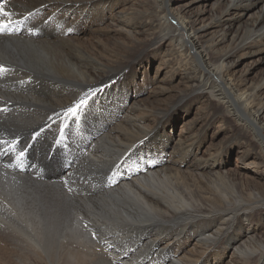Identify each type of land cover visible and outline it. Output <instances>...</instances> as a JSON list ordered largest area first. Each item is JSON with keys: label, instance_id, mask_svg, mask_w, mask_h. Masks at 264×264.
Masks as SVG:
<instances>
[{"label": "bare ground", "instance_id": "obj_1", "mask_svg": "<svg viewBox=\"0 0 264 264\" xmlns=\"http://www.w3.org/2000/svg\"><path fill=\"white\" fill-rule=\"evenodd\" d=\"M160 1L154 0V2L143 4L144 11L140 13L135 10H124L117 13V0H0V25H8L7 31L0 34V66L5 69L4 72H0V141L4 143L0 148V250L11 245L16 255L17 253L38 255L40 258L39 255H48L51 251L59 250L61 252L60 250L63 248L58 245L57 240H64L69 237L72 240L71 248L74 253L81 254L83 257H87L91 253H102L106 254L114 264L118 263L119 256L115 253L118 252L120 246L117 243L108 245L110 235L107 237L108 242H105L98 234L99 232L93 233L90 226L87 225L88 222L85 221L87 219L81 218L83 217L82 214L72 212L69 216L68 212L62 209L74 201L76 194L69 192L71 188L68 187L67 191L64 181L53 182L52 184L34 183L33 179L32 181L29 179V175L26 177L29 174L27 171L29 168H26V158L29 153H26V149L19 154L22 155L19 159L17 158V161L11 159L9 151L16 142L22 143V147L26 144L25 148L30 149V144L39 139V129L48 127L52 128V131L56 129V127L54 129L52 127L53 122H57L58 125L60 120L52 119L54 115L56 117H62V114L66 116L70 107L74 108L81 100L89 99L93 90L89 91V94H85L86 90L83 92L85 88L100 89L102 87L103 89L102 85L108 78L114 79L113 77L121 68L128 66L134 72L135 78L133 82L130 80L128 84L124 85L125 87L120 86V89L125 88V99L119 105L112 103L114 108L111 109L110 114L113 117L106 123L102 122L103 124L97 133L91 137L85 150L82 149L84 152H80L83 153L85 164L86 166L91 165L92 158L97 156L95 153L93 156L92 152L98 143L108 140L110 149H113L116 143L123 141L122 137L135 144L147 135L148 140L154 142L151 146L155 145L156 147L158 146V139H162L167 145L168 151L163 153L164 158L162 157L163 159L157 165L144 163L133 171H126L121 180L116 175L112 182L109 180L115 189L108 198L110 202L100 203L103 204V208L100 209L99 214L104 219L116 223L137 224L136 226L141 229V234L147 233L150 234V237L153 234L156 237L151 241L153 244L161 241L166 248L168 246L176 248L180 255L175 258L173 264H199L203 256H208L206 264H227L226 260L230 259V256L234 257V254L235 256L240 255L237 258L245 264H264V243L262 240L258 239L257 250L251 251V247L247 250L243 248L248 240L252 238L256 240L261 237L259 232L264 227V183L261 185L262 190H260L254 181L247 183L245 180L232 178V175L226 173L225 168L226 158L231 157L236 150L232 139L225 136L226 132L227 134L233 132L236 134L235 138L245 139L240 151L245 155L240 156L238 150V156L242 161L247 162L252 154L259 158L257 153L259 147L252 145L249 135L250 131L261 133V130H264V81L261 83L251 82V84H248L247 81L252 71L264 63V0ZM216 2L217 8L213 14L209 13L207 9ZM133 4L132 2L131 5ZM138 6L140 7V5ZM170 20H172L174 28L167 29L170 26ZM106 24L107 26L103 27ZM166 32H169L170 35L154 42L156 33L162 36ZM180 32L188 35L190 39L189 48L184 47ZM148 33L152 36V40L150 42L141 40L140 37ZM86 35H96L98 43L100 46L102 45V48L104 47L103 50L99 51L100 48L97 50L95 49L97 47L94 48L93 46L87 47L88 41L84 39ZM110 35L113 38L109 39ZM116 37L125 38L127 43ZM108 39L114 40L120 50L109 48L105 43ZM202 41L206 44L207 51L209 46L212 53L197 57V59L206 70H215L224 74L223 86L225 90L221 91V95H215L211 92L199 93L195 90L196 81L194 80L201 78V76L197 74L188 80L192 84V93L181 97L171 115L172 120L169 126L155 132L153 131L155 129L149 125L147 126L142 122L140 125L139 122L145 119L142 113H147L148 106L141 108L138 104L143 101L145 92L151 86L152 65L156 60L155 56L160 54L162 45L164 48H168V52L165 53H168L166 55L171 58L168 60L167 56H162L163 64L170 66L172 72L170 75L168 74L167 79L174 82L179 79L180 73L184 72L189 65L196 63V57L192 56L189 51L192 49L204 51L201 46ZM159 42L164 43L159 49L152 51L150 48L155 47ZM167 42L168 44H165ZM246 61H251L249 67L239 78L235 77L237 68ZM71 69L75 70L78 74L77 77L68 74ZM49 76L56 78L55 81H49ZM113 83H111L112 89L118 82L113 81ZM244 84H246L245 87H243ZM24 88L31 90L35 96L23 94ZM167 89V87L160 88V94L165 95ZM225 92L233 98L232 105L222 101ZM111 93L116 98V91H111ZM204 94H207V97ZM23 96L31 99L33 103L26 105ZM17 99L26 104L18 102ZM200 99H205L204 102H206L202 108L203 115L198 114L194 123L191 124V122L186 121V118H190L192 114L193 103ZM102 100L101 97L97 98L96 102L89 105L88 110H94ZM48 105L52 107L51 112L39 109V107ZM237 105H240L243 111L245 109L247 112L234 114V121L229 116L232 114L231 108ZM152 109L149 113H156L157 110ZM33 111L36 112V115L38 113L47 118L48 123L35 128L31 125V127L25 126L21 129L22 126L19 130L21 121L18 122V116ZM180 120L184 126H191L188 129L190 133L195 131L197 134H201L200 143L186 144L184 140L175 141L171 134H173L174 127ZM200 120L205 123H200ZM218 120L221 123L220 129L218 128V131L211 133V129L214 128ZM82 122L80 116L75 117L72 124L65 119L62 121L61 127H66V129L59 135L63 133L65 136L69 130L72 135ZM135 123L139 126H136ZM131 127L137 129L133 130ZM169 129L172 131L169 132ZM51 136L53 137V135ZM260 136L259 146L264 148V136L263 134ZM5 138L7 139L4 140ZM215 138L222 140L221 145L217 151L211 150L212 152H208L205 156L203 148ZM54 140V145L50 143L53 146L59 141L56 135H54ZM165 144L161 143V145ZM7 145L8 148L6 149L5 146ZM124 145L130 146L126 142ZM107 149L109 150L108 146ZM12 154L15 155V153ZM92 162L95 163V160ZM13 163L15 166L10 167L9 164ZM248 164L256 166L255 170L257 169L261 177L264 178V170L262 169L264 160L254 163L250 161ZM92 165L90 167L94 166ZM97 165L101 166L100 164ZM103 166L102 168H105ZM80 170L82 169L80 168ZM85 171L83 173L85 177L82 179L86 182L89 179L87 176H90L92 172L86 173ZM74 172L71 174L74 176L78 174ZM35 174L32 175L35 176ZM100 179L98 177V180ZM224 180L230 181L235 187L232 195L236 197L237 203L233 201L235 205L230 207L227 205V195L221 193V189L226 190L225 183L227 181ZM65 181L68 182L69 180L65 179ZM219 181H223V183H217ZM243 181L246 183L243 184ZM127 182L131 183L127 184ZM184 183H186V188L184 186L183 190L178 191L174 188L184 185ZM213 183L219 185V191L213 185L217 195L225 201L228 208H233V210H227V208L214 211L216 204L208 187ZM106 185L108 186V184ZM54 197L58 198L57 203ZM84 197L82 198L84 199ZM88 204L90 205V203ZM175 215H177L176 221L187 218L181 232L183 235L188 234L181 238L183 243L179 237H175L179 238L177 242V239H173L170 234L165 233L168 229H175L169 227V222L172 220L169 221V217H175ZM91 223L93 224V222ZM226 225L229 227L225 228ZM16 233L21 236L19 242L15 241ZM106 233H104L105 236ZM136 237L138 238V236ZM110 239L112 240V238ZM193 239L196 240L195 245ZM129 240L127 241L129 242ZM166 240H170L169 245L166 244ZM158 244L156 251L164 248ZM191 246L193 249H188ZM128 247L130 249V245ZM12 249L10 250L12 251ZM188 250H193L195 253H190V255H197L199 256L198 259L187 261L184 253H187ZM207 251L208 253L210 251L209 255ZM181 255H184L182 259L179 257ZM80 261L82 262L75 260L71 264L86 263L83 262L84 259ZM45 264L53 263L46 261Z\"/></svg>", "mask_w": 264, "mask_h": 264}, {"label": "rangeland", "instance_id": "obj_2", "mask_svg": "<svg viewBox=\"0 0 264 264\" xmlns=\"http://www.w3.org/2000/svg\"><path fill=\"white\" fill-rule=\"evenodd\" d=\"M117 1H118L117 2V10H116L117 13H119L120 11H124V10H128V11L129 10L130 11H134L135 10V11H137V12L140 13V12H143L144 11L143 10V7H142L143 4L150 3V2H154V0L153 1L152 0H123V1L122 0H117ZM132 2L134 3L133 4L134 6L131 5ZM159 2H161V1L159 0ZM138 5H140V7ZM128 6H130V7H128ZM216 8H217V2L214 3L213 5H211L207 9V11H209V13L213 14V12L215 11ZM106 26H107V24L104 25L103 27H106ZM172 27L174 28V24H172V20H170V26L167 29L172 28ZM109 31H110V29H109ZM110 34L113 35L112 32H110ZM180 34L182 35V41H183L184 47L185 48H189V46H190V39H189L188 35L186 33H184V32H180ZM111 35L109 36V39H111V37H112ZM169 35H170L169 32H166L162 36H160V35H158V33H156L155 34L156 40H154V42L160 41L161 39H163L164 37L169 36ZM116 38H118L119 40H121L124 43H127V41L123 37H116ZM140 38H141V40H144V41H147V42H150L152 40V36H150L149 33L147 35H145V36H141ZM84 39L86 41H88V44L86 45L87 47L88 46H93L94 48L97 47V48H95L97 50H99V48H100L99 51H102L103 50L104 47L102 48V45L100 46V44L98 43V40H97V36L96 35H86V36H84ZM109 39L105 41V43L109 46V48L116 49V50H120L119 47H117V45L114 42V40H109ZM163 43L162 42L161 43L159 42L158 45H155V47H151L150 49L152 51H154L155 49H159L160 46ZM165 44H168V42L165 43ZM201 44H202L201 45L202 48H204V51L203 50H196V49H192V50L189 51L192 54V56L196 57L195 58L196 63L195 64H192V65H189L184 72H181L180 73L179 79L177 81H174V82H170L171 80L170 79H167L169 77L168 74L170 75V73H172V72L170 70V66H167L166 64L165 65L163 64V60L162 59H163V57H166L168 55V53H165L168 48L167 47L164 48L163 45H162V48L159 51L160 54H157L155 56L156 57V60H155V62H153V65H152L153 67H152V71H151V74H150L151 86L145 92V95L143 96V99H142L143 101H141L138 104L141 108L148 106L147 113L146 114H143L142 113V115L144 116L145 119L144 120H141L140 122L138 121L140 123V125L142 123L145 124V125H147V126L149 125V126H151V128H154L155 129V130H153L155 132L158 131V130L163 129L165 126H169L170 125V122L172 120V116L171 115H172L174 109H176V107L178 105V102L181 99V97H183L185 95H189V94L192 93V88H191V85L192 84L188 80L191 79V78H193V77H195L197 74H199L198 76H201V78H198L197 80H194V81H196L195 82V84H196L195 90H197L199 93L200 92L201 93L202 92H211V93H214L215 95H221V91H224L225 90L224 89V86H223L224 85V81H223L224 74H221V73H219L218 71H215V70H209L208 71L198 61L197 57H201V56H204L206 54L212 53L211 50H210V48H209V46H208V51H207V46H206V44L203 41L201 42ZM155 53H156V51L154 52V54ZM152 56L154 57V55H152ZM176 57H177V55H176ZM167 58H168V60L171 59L169 56H167ZM250 62L251 61H246L245 63H243L242 65H240L237 68V71H236V73H235L234 76L237 77V78H239L241 76V74L249 67V63ZM195 72H196V74L194 75ZM68 74L70 76H74L75 75L74 77H77V75H78L75 72L74 69L69 70L68 71ZM113 78L114 79L108 78L106 80V82L104 81L105 83L102 85L104 90L102 89V87L100 89L85 88L83 90V92H85V90H86L85 94H89V91H91V90H93V92L90 93L91 94V96H90L91 99L89 97V99L86 100V103L82 106L83 108L81 107L78 110V114L75 116V117H79L80 116L81 117V120L83 122L75 130V132L72 134L73 136L70 134V130L67 133L68 135L66 134L65 136L63 135V133L60 134V135H59V133L60 132H63L66 129V127H63V128L61 127V124H63L62 121H64L66 119V121H68V122H70L72 124L75 121V117H73V116L71 117V114L69 112L66 115L67 117L64 116L63 114H62V117H56L54 115L52 119H56L58 121L60 120L59 121L60 123H58V125H57V122H55V123L53 122V125H52L53 129L56 127V129L53 130L54 133L52 131V128H50V127L39 129L40 131L37 130V131L40 132V134L38 132L39 139H37V141H35V142H33V143L30 144L31 145V146H29L30 149L29 148H25L26 147L25 146L26 144H24L23 145L24 147H22V143L16 142L15 143V146L13 145L12 146L13 148L12 147L10 148V150H11V151H9V153L11 155L10 157H12L11 158L12 160L15 159L13 161H17L21 157V155H22V154L21 155H19V154L26 149V153H29L27 155V158H26V162H27L26 168L27 167L29 168V169H27V171L29 172V174H27V175L25 174L26 177H29L30 176L31 178L29 177V179L31 181L33 179L34 183L39 182V184H41L43 182L45 184H52L53 182L54 183H57V182L64 181L65 186H67L66 187V190L68 191V187L71 188L69 190V192H71L72 194L75 193L77 196L75 195L74 196V201L72 203L67 204L62 209L63 210L65 209V211L68 212L69 216L71 215L72 212L79 213V215L82 214L83 217H81V218L83 220L87 219L85 221H86V223L88 222L87 225L90 226V228L93 231V233H98L99 232L98 234L105 240V242H108V240H109L108 245H114L116 243L119 244V246H120L119 248L122 251L120 249H118V252L115 253V254H118V256H119V261L116 264H119V263L120 264H133V263H135V264H140V263L141 264H145V263L146 264H153V262H155L156 264L158 262H159L158 264H163V263L164 264H173L175 258L178 255H180L178 253V251H176V248L169 247V246L166 248V247H164L165 244H162L161 241L155 242L153 244L151 241H152V239H154L156 237H154L153 234H151V237H150V234L148 235L147 233L146 234L145 233H142L141 234V231H140L141 229L139 228V226H136L137 224H132V223L131 224L116 223V222H113V221H109V220L104 219L99 214L100 209L103 208V206H102L103 204L101 205L100 203L101 202H104L106 204V203L110 202L108 198L110 197V193L115 189V188L113 189V186H112V183H111L113 179H115L116 177H118L121 180L122 179L121 177H123L125 175L126 171H130V170L133 171V170L137 169L141 164H144V163H150V164L151 163H154L155 165L159 164L161 162V159L164 158V156H163L164 154L163 153L167 150V145L163 142L162 139H158V142H157L158 146L157 147L155 145L151 146V144L152 143L154 144V142H152V140L149 141L147 135H146V137L144 136L143 140L142 139H139L137 141L138 143L135 142V144H132L129 140H126L125 138L122 137L123 141L116 143V145L113 147V149H110L108 140H105L103 142H100V144L98 143V146L96 145L97 148L95 147L93 149V152H92L93 153V156H94V153L97 155V156H94L92 158V161L95 160V163L96 164L91 161V165L93 164L94 166L93 165L92 166L94 168L93 167H90L91 165L86 166L85 161L83 159L84 158L83 157V153H80V152H84L83 150H85L86 145L90 142L91 137L94 134L97 133V131L99 130V128L101 127V125L103 123H106L109 120H111V118L113 117V115H111L110 113H111V109L114 108V106L112 105V103H117L119 105L122 102V100L125 99V97H126V91H124V89H125L124 88L125 87L124 85L128 84V82L130 80H131V82H133V80L135 78V74H134V72H132L128 68V66L127 67L124 66L123 68L120 69V71ZM55 79L56 78L49 76V81H52V80L55 81ZM113 81L118 82V84L115 83V85L117 87L115 86V88L112 89V86L113 85L111 83H113ZM263 81H264V63L261 64V65H259L258 67L255 68V70L252 71V74L249 77L247 83L248 84H251V82L261 83ZM57 82H59V81H57ZM120 86H124V87L122 89H120ZM245 86H246V84L243 85V87H245ZM163 87H167L168 88L165 95H161L160 94V88L162 89ZM111 91H113V92L116 91V98L112 95ZM31 92L32 91L29 90V89H27V88L26 89L25 88L23 89V94H27V95L29 94L31 97H34L35 96L34 93L32 94ZM105 92H107V93H105ZM204 95H205V97H207V94H204ZM85 96H87V95H85ZM100 97L103 99L102 102L100 104H98V106L94 110H88L89 105L92 104V103H94V102H96V99L97 98H100ZM218 97H220V96H218ZM23 98H24V101L27 104L24 101H21V100H18V99H17V101L20 102V103H22V104L25 103L26 105H28L30 103H33V101L31 99H27L24 96H23ZM222 98H221L222 101H224V102L232 105L233 98L227 92H225V94L222 96ZM204 101H205V99H200V100H197L195 103H193L192 114L190 116L191 121H189L190 118H188V119L186 118V121L187 122H189V123L191 122V124H192V122L194 123V119L196 118V116L198 114L201 113V115H203V113H202L203 104H206V102H204ZM214 102L217 103L216 100H214ZM39 104L40 105H43L42 103H39ZM140 107H138V108L140 109ZM40 108L42 110H44V111H47V112H51V109H52V107L49 106V105L48 106L39 107V109ZM152 108H154V109L157 110L156 113H154V112L153 113H149L150 110H153ZM216 109H218V108H216ZM246 112L247 111L245 109L243 111V109H242V107L240 105H237V106L231 108V113L232 114L229 117L232 118L235 121V118L233 117L234 114H238V113L240 114V113H246ZM35 113L36 112L33 111V112L28 113V114L25 113V114H23V116H18V119H19L18 122L21 121V123L19 124V130H20V127H22V126L23 127L21 129H23L25 126H30L31 127V125L33 126V128H35L36 126H43V125H46L48 123V119L47 118H44V116H41L38 113L36 115ZM35 115H36V117H35ZM32 117H33V121L34 122L32 121ZM39 117H41V118H39ZM182 117H184V116H182ZM61 119H63V120H61ZM37 120H38V122H37ZM199 122L202 123V124L205 123V122H203V120H200ZM28 123H29V125H28ZM135 125L136 126H139L137 123H135ZM65 126H67V125H65ZM189 126L188 127L187 126H184V123L181 120L176 124V127H174L173 134H171L174 137V139H175L176 142L177 141H180V140H184L186 144H190V143H192V144H198V143L201 142V134L198 133L199 134L198 135L197 132H195V131L193 133H190V130H188V129L191 126L190 127ZM220 127H221V123L218 120V121H216L214 128L211 129V133H213L212 131H218L220 129ZM70 129H71V126H70ZM131 129L136 130L137 128L131 127ZM253 130H255L254 127H253ZM170 131H172V130L169 129V132ZM260 134H263V136H264V130H261V133L258 132V131L255 132V133L253 131H250V135H249L250 141L253 143L252 145H256L257 147H259V149L257 150V153L259 155V158L255 154L254 155L252 154L249 157V160L247 162H244V161H242L239 158V156H238V150H239L240 156L245 155V154H243V153L240 152L242 150V144L245 142V139L244 138H235V135L236 134H234L233 132H230L229 134H227V132H226V135L225 136H227V137H229V138L232 139L231 141L235 145L236 150L234 151V154L231 157L226 158V161H225V163H226L225 166L226 167L225 168H226V171H227L226 173L232 175V178H236L237 180H239V179L240 180H245L247 183H249L250 181L251 182L254 181V182H256L258 184L259 189L262 190L261 185L264 183V178L261 177V175L258 173V170L257 169L255 170L256 166H254L253 164H248V162L250 163V161L254 163V162H259V161L261 162V161L264 160V148L262 146H259L260 144H259V141H258V140L261 139ZM51 135H53V137ZM54 135H56L57 139L59 140V141L57 140L58 142L56 143L55 146H53L54 143H55L54 142L55 141L54 140ZM70 136H71V138H70ZM6 139L7 138H5L4 140H6ZM253 140H254V142H253ZM125 142H126V144H129L130 145V146H128L129 148L126 145H124ZM0 143H1L0 144V148H1L4 145V143H3V141H0ZM50 143L53 144V145H51ZM161 143H163L165 145H161ZM221 143H222V140H220L219 138H217V139L215 138V139L210 140V142L203 148V151H205V156H207L208 152H212L214 150L217 151L218 148H219V146L221 145ZM42 144L44 145V147H43ZM107 146H108L109 150L107 149ZM35 147H36L37 150L35 149ZM250 147L252 148V146H250ZM5 148L7 149L8 148V145L5 146ZM44 149H46V150H44ZM112 150H114V151H112ZM35 152H36V154H35ZM113 152H114V155L116 153V155H117V156L115 155L116 157L114 155H112ZM12 153H15V155L12 154ZM108 153H110V154H108ZM41 155H43V156H41ZM44 155H46L47 157H45ZM118 155H119V157H118ZM76 157H78V158H76ZM35 160H36L37 163L35 162ZM143 160H144V162H143ZM79 162H82V163L80 164ZM105 162H106V164L108 162H110V163H108L109 166H108V164L106 165ZM42 164H44V165H42ZM97 164H100L101 166H99ZM9 166L10 167H13V166H15V163L9 164ZM82 166L83 167H86L84 169L85 170H89V171H85ZM98 166L100 167L99 169H98ZM102 166L105 167V168H102ZM87 167H88V169H87ZM129 167H130V169H128ZM80 168L82 170H80ZM104 169H105V171H104ZM262 169L264 170V165H262ZM30 170H32V171L30 172ZM90 170H92V171H90ZM98 170H100V171H98ZM74 171H76V172H74ZM79 171H83V172H80L79 173ZM84 171L86 173H88V172H90V173L92 172L93 173V174L91 173L90 176H87L89 179H91V180L88 179L89 182H88V180L85 182L82 179V177H85L83 175ZM73 172L74 173H78V174H75V176H74L73 174H71ZM104 172H106V173H104ZM35 173H37V174H35ZM32 174H35V176L32 175ZM107 174L110 175V176L108 177ZM94 175H95V177H94ZM113 175H114V177H112ZM115 175H116V177H115ZM92 176H93V178H92ZM101 176H103V177H101ZM79 177H81V179H79ZM98 177H99V179L101 178L100 179L101 181L98 180ZM104 177H106V178L104 179ZM65 179H68L69 180L68 182L70 184L67 181H65ZM95 179H96V182H95ZM97 180H98L99 183L97 182ZM47 181H48V183H47ZM77 181L79 183H81V184H79ZM92 181L95 183V185H94V183ZM224 181H227V183H225L226 190L225 189H221V193H225V195H227V205H229V207H230L232 205H235V203H237L236 197H233V195H232L233 189H235V187H234V185L230 181H228V180H224ZM245 181H243L242 183L245 184L246 183ZM124 182H126V181H124ZM85 183H86V185H85ZM90 183H92V184H90ZM129 183H131V182H129ZM129 183L127 182V184H129ZM217 183H223V181H219ZM217 183H213L211 185H208V187H209V189L211 190V192L213 194V201L216 204L214 206V211H221L223 209H227L228 207H227V205H225V201H223V199H221V197H219V195H217V191H219V185H217ZM88 184H90L89 186L91 188L93 187V189H91L90 187H88ZM104 184L105 185L108 184V186L107 185L105 186ZM185 184L186 183H184V185L176 186L174 188L176 190H178V191L179 190L181 191V190H183L184 186L186 188V185ZM98 185H99V188L97 189ZM213 185H215V189H217V191H215V189H213ZM227 185H229V186L227 187ZM104 187H107V188H104ZM73 188H74V190H73ZM124 188H126V187H124ZM89 189H90V191L91 190L92 191L90 192ZM71 190H73V191H71ZM80 190H81V192H80ZM81 193H83V194H81ZM235 193H236V190H235ZM82 197H84V199ZM86 197H88V198H86ZM54 198H55L56 203H57L59 201L58 198L57 197H54ZM88 199H90V200H88ZM46 201H48V200H46ZM233 201H235V203H233ZM81 202H83L82 205H81ZM88 203H90V205ZM259 206H261V204H259ZM75 207L77 208V210H75L76 209ZM241 209H243V208H241ZM227 210H233V208H228ZM86 213H88V214H86ZM93 216H94V218H93ZM176 217H177V215H175V217H169V221L172 219L169 222V224H170L169 227L170 228H175V229H168V230H166L165 233L170 234V236L173 239H177V242H178L179 238L181 239L183 237H186V235H188V234H184L183 235L181 233L183 231L182 229L185 226V221L187 220V218H185L182 221H176ZM90 221L93 222V224ZM109 226H111V227H109ZM101 227H103V228L101 229ZM227 227H229V226L226 225L225 228H227ZM107 230H108V232H107ZM172 230H173V232H171ZM113 232H116L117 234L116 233H113ZM104 233H106V236L104 235ZM139 234H140V238H139ZM259 234L261 235L260 238H257L256 240L253 239V238L251 240H248L245 243L246 245L244 244L243 248L245 250H247L248 248L251 247V251L257 250L258 249V244L257 243L259 242L258 239L259 240H262L263 243H264V227L261 228V231L259 232ZM259 234H258V237L260 236ZM176 235H178V236H176ZM108 236L110 238H112V240ZM118 236H120V237H118ZM136 236H138V238ZM15 237H16L15 241L16 242H19V239L21 238V236L16 233ZM107 237H108V240H107ZM175 237H179V238H175ZM126 239L127 240L130 239L129 242ZM149 239H150V241H149ZM110 240H111V242H110ZM115 240H118V241L115 242ZM181 241L183 243V239H181ZM195 242H196V240L193 239L194 245H195ZM57 243H58V245H60L61 248H63L62 250H60L61 252H59V250L51 251V253H48V255H44V254L39 255L40 258H38V255H36V256L29 255V254L22 255V254H19V253H17V255H16V252L13 251V249H12V247L10 245L9 247H6V249H2L4 252L2 250H0V264H27V263L28 264H32V263L33 264H45L46 261H47V263L48 262L49 263L52 262L53 264H59V263L60 264H71V263H73L72 261H75V260H76V262H82V261H80L82 259H84V261H83L84 263L85 262L86 263L88 262L87 264H92V263L93 264H106V263L107 264H114L113 262H111L108 259V257H107L106 254H102V253H95L94 254V253H91V254H89L87 256L88 257L87 258V257H83L81 254L74 253V250L71 248L72 240L69 237L65 238L64 240H57ZM167 243L169 245L170 240H166V244ZM14 244H16V243H14ZM157 244L160 247H164V248L163 249L160 248L159 250L156 251V245ZM129 245H130V249L128 247ZM144 245H145V247H144ZM122 248L124 249V251H123ZM10 249H12V251ZM188 249H193V246L189 247ZM58 252H59V254H58ZM153 253H155V254L153 255ZM190 253H195V252L193 250H188L187 253H184V255L187 257V261L188 260H191V261L193 260L194 261V260H197L198 259L199 256H197V255L193 256L192 254L190 255ZM207 254L209 255L210 254V251H209V253L207 251ZM27 255H29V256H27ZM52 255H53V257H52ZM74 255H75V257H74ZM184 255L179 256L180 259H182V257ZM30 256H31V258H30ZM57 257H58L59 260L57 259ZM158 257H160L162 259H160ZM237 257H240V255L237 254L235 256V254H234V257L233 256H230V259H232L231 260V263H230V259L226 260V263L227 264H235V262H238V264H245L243 262H240ZM152 258H153V260H152ZM207 258H208V256L207 257L203 256V258L200 259L201 262L199 264H206V262L208 261ZM78 259H80V260H78ZM139 259L140 260L142 259V261H139Z\"/></svg>", "mask_w": 264, "mask_h": 264}, {"label": "snow or ice", "instance_id": "obj_3", "mask_svg": "<svg viewBox=\"0 0 264 264\" xmlns=\"http://www.w3.org/2000/svg\"><path fill=\"white\" fill-rule=\"evenodd\" d=\"M5 15H7V13H5ZM8 29V25H0V34L6 32ZM5 69L3 66H0V72H4ZM86 103V100H81L80 103L78 105H76V107L74 108H69L68 112L75 117L78 114V110Z\"/></svg>", "mask_w": 264, "mask_h": 264}]
</instances>
